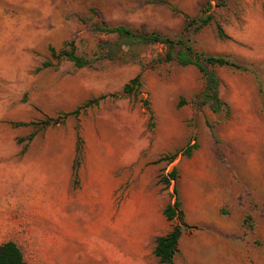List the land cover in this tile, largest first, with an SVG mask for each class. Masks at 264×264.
Listing matches in <instances>:
<instances>
[{
    "label": "rangeland",
    "instance_id": "1",
    "mask_svg": "<svg viewBox=\"0 0 264 264\" xmlns=\"http://www.w3.org/2000/svg\"><path fill=\"white\" fill-rule=\"evenodd\" d=\"M216 4L0 0V244L17 243L25 264H120L119 256L133 254L124 239L129 219L126 232L114 225L113 214L111 226L101 222L95 232L84 230L86 216L96 215L92 199L110 192L112 205L125 196L128 206L142 203L143 264H159L150 253L154 238L180 223L162 214L175 200L187 226L173 264H264V0ZM208 13L207 25L186 28L188 43L241 65L206 64L218 79L217 111L212 101L202 103L206 80L197 67L161 61V43L125 45L116 33L94 27L123 25L138 34L177 37L188 17ZM217 23L228 37L217 35ZM61 49L91 63L75 66L58 55ZM138 73L139 86L124 93ZM99 96L98 103L83 106ZM77 107V114L62 117ZM47 118L59 122L45 124ZM78 136L83 150L74 181ZM193 143L191 155H184ZM194 169L204 172L207 191L223 183L232 196L206 201L203 223L194 221V200L181 193L193 184ZM241 188L246 195L235 199ZM81 195L88 200H78ZM59 196L69 231L55 222ZM222 220L229 224L226 233L218 231ZM222 234L228 247H222Z\"/></svg>",
    "mask_w": 264,
    "mask_h": 264
},
{
    "label": "trees",
    "instance_id": "2",
    "mask_svg": "<svg viewBox=\"0 0 264 264\" xmlns=\"http://www.w3.org/2000/svg\"><path fill=\"white\" fill-rule=\"evenodd\" d=\"M224 0H217L216 5H221ZM211 7V4H207L206 10ZM212 20V14L208 13L198 17H188L187 23L184 29L181 31L180 36L169 37L162 36L157 33L149 34H138L132 31L130 28L123 25H95V29L106 32V33H116L122 38V42L127 45L130 43L141 42V43H161L165 47V52L161 61H172L175 60L179 65H194L197 67L204 75L206 80V86L204 89V99L202 103H207L212 101L211 110L217 111V104L219 103V97L217 93L218 79L213 70L207 69L206 64L218 65V66H232L236 68H241V65L234 62L233 60L221 56V55H212V54H203L197 51H194L192 46L188 43L186 39V28L191 25H196L195 30L202 28L207 25ZM217 35L221 38H226L228 35L225 33L224 29L220 24H216ZM72 45V44H70ZM50 54L52 56L56 55L53 47L49 46ZM59 56H63L66 59L70 60L75 66L82 67L89 65L91 60L77 55L73 52L72 49H61L58 52ZM44 66L49 65L48 62L43 63ZM140 75L141 73L136 74L131 78L127 83L124 84L122 90L124 93H130L135 87L140 84ZM104 96H99L96 98L89 99L83 102V106L90 105L92 103H98V101ZM79 107L62 113V117H66L70 114H77ZM45 124L58 123L57 118H47ZM24 124V123H19ZM32 136V134H30ZM83 140L80 136L77 137L76 143V156L73 159L72 163V173L74 181H77V172L80 164V157L83 150ZM196 147V144L193 143L188 145L183 153L186 156L191 155V150ZM166 158V156L160 157V159ZM173 158L171 156L168 158V161L171 162ZM171 178H176L175 169L173 168L170 171ZM162 214L168 219L173 220L178 219L180 223H175L172 225L171 229L161 235H157L154 238V247L153 254L158 258L159 263L173 264L174 254L178 251V240L182 232V226H187L183 222V210L180 208V202L175 200L173 202L167 203L162 209ZM0 264H25L24 256L21 248L13 240H7L0 244Z\"/></svg>",
    "mask_w": 264,
    "mask_h": 264
},
{
    "label": "crops",
    "instance_id": "3",
    "mask_svg": "<svg viewBox=\"0 0 264 264\" xmlns=\"http://www.w3.org/2000/svg\"><path fill=\"white\" fill-rule=\"evenodd\" d=\"M1 28H2V32L4 31L3 25L0 24ZM3 110V103L0 102V111ZM243 131L244 133H247V131L245 130V126L243 127ZM247 144V139L244 140V145ZM242 149V148H241ZM244 153L246 152V155H248L247 152V148H243ZM250 159V157H248ZM254 162H250V164H253ZM193 173L196 174L195 177H193L191 186L189 184V186L187 187L186 191L181 192L182 195L184 194H188L190 195L191 199L194 200V208L196 214H197V218L196 222L198 223H203L206 219V212H205V202L208 200H220V201H227L230 198H232V196H228V194L231 192V190L228 187V185L224 186L223 183L221 184L220 187H217V190L214 191H207L206 188V184L204 182V172L200 170H193ZM103 184H105V182H103ZM24 188L26 190V179L24 181ZM245 188V187H244ZM230 191V192H229ZM228 192V193H227ZM232 194V193H231ZM245 194V189H240L239 192L236 193L235 199H238L240 197H244ZM234 198V197H233ZM78 200H82V201H86L88 199H85L82 195L78 196L77 198ZM60 204H56V209H55V222L56 224H58V226L60 227L61 231H69V227H70V221H68V223H66L63 220L64 217V210H63V200L64 197L63 196H59L58 198ZM93 201V205H92V210L96 211V215L93 214V218L92 219H88L91 218L92 215H87L86 216V220L87 222L84 223V227H85V231L86 232H95L96 231V227L102 222L103 224H107L108 226L112 225V214H113V223L115 226H118L119 229L123 230L124 232L127 231V224H128V219L130 220V225L131 226V233H128L127 235L124 234V239L129 241V244L131 245V249H133V254L131 256H119V263L120 264H143V217L141 216V212L143 211L142 208V203L141 202H136L133 206H128V201L127 198L125 196L124 199L120 200V202L117 204L115 203V205H112V195L110 194V192L107 193H102L98 196H96L95 198L92 199ZM114 206V208H113ZM114 209V211H113ZM117 210V211H116ZM147 215H149L148 219H147V223L148 226H150L152 224V220H151V216H150V212L147 210ZM184 214H186L185 210H184ZM72 216V215H71ZM95 216L98 219H95ZM185 217V216H184ZM229 224L227 223L226 220H222L221 221V225H220V232L222 233H226L229 230ZM101 233L103 235L107 234V228L106 226H102L101 228ZM183 232V231H182ZM161 235V234H160ZM181 238V237H180ZM180 238L178 240V247H179V241ZM224 235L222 234V237H220V242L221 244H226V245H222L225 247H228V242L225 241V239L223 240ZM109 246L106 245L104 243L103 245V249L104 251L106 250V248H108ZM154 247V245H153ZM153 248L151 249L152 253ZM176 254H174L173 257V262H175V257ZM159 264H167V263H159Z\"/></svg>",
    "mask_w": 264,
    "mask_h": 264
}]
</instances>
